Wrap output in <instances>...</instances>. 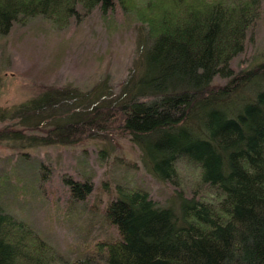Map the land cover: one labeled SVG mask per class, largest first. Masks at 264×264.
<instances>
[{
    "label": "trees",
    "instance_id": "obj_1",
    "mask_svg": "<svg viewBox=\"0 0 264 264\" xmlns=\"http://www.w3.org/2000/svg\"><path fill=\"white\" fill-rule=\"evenodd\" d=\"M116 7L136 31L139 76L117 95L101 80L88 90L48 86L0 108V120L20 119L0 141L70 145L121 128L177 206L121 191L103 211L116 235L61 252L0 202V264H264V59L231 66L264 0H0V37L31 18L63 29ZM63 182L74 200L92 191L85 179Z\"/></svg>",
    "mask_w": 264,
    "mask_h": 264
},
{
    "label": "rangeland",
    "instance_id": "obj_2",
    "mask_svg": "<svg viewBox=\"0 0 264 264\" xmlns=\"http://www.w3.org/2000/svg\"><path fill=\"white\" fill-rule=\"evenodd\" d=\"M125 15L116 7L63 29L52 27L42 17L15 24L0 37V108L9 110L48 86L88 90L105 80L107 93L120 94L130 76L138 74L135 64L140 57L136 31ZM56 46L59 50L52 52ZM263 59L264 16L254 38L232 58L231 66L235 71L245 70ZM225 81L219 76L213 80ZM16 122L20 124V119L0 120V129L16 128L12 124ZM97 132L74 144L39 148H16L0 141L4 210L30 221L36 234L57 251L68 252L78 243L90 245L115 236L103 211L121 191L142 188L159 203L177 206L172 186L150 173L137 145L121 128ZM185 168L189 171L191 165ZM64 177L90 181L91 193L81 201L72 199Z\"/></svg>",
    "mask_w": 264,
    "mask_h": 264
},
{
    "label": "bare ground",
    "instance_id": "obj_3",
    "mask_svg": "<svg viewBox=\"0 0 264 264\" xmlns=\"http://www.w3.org/2000/svg\"><path fill=\"white\" fill-rule=\"evenodd\" d=\"M145 48H146V47H145ZM137 65H138V64H137ZM138 66H139V65H138ZM140 66H141V65H140ZM135 68H136V64H135ZM138 68H139V67H138ZM136 70H137V69H135V72H137ZM138 70H139V69H138ZM140 70H141V69H140ZM132 74H134V73H132ZM138 74H139V73H138ZM129 75H130V74H129ZM129 75H128V76H129ZM137 76H139V75H136V78H137ZM134 77H135V76H134ZM134 77H133V78H134ZM133 78H132V79H133ZM130 79H131V76H130ZM130 79H129V80H130ZM132 79H131V81L134 80V79H133V80H132ZM129 80H128V81H129ZM126 82H127V81H126ZM176 155H177V154H176ZM176 157H177V156H176ZM172 158H173V157H172ZM181 158H183V157H181ZM185 159H186V158H185ZM181 160H184V159H181ZM187 160H188V159H187ZM187 160H186V161H187ZM171 162H172V161H171ZM176 162H177V160H176ZM188 163H189V162H188ZM176 164H177V163H176ZM172 165H173V164H172ZM178 165H179V164H178ZM180 166H181V165H180ZM173 167H174V166H173ZM177 169H178V167H177ZM179 170H180V168H179ZM176 171H177V170H176ZM159 180H160V179H159ZM89 182H90V181H89ZM92 188H93V187H92ZM141 189H142V188H141ZM144 190H145V189H144ZM80 201H81V200H80ZM157 205H158V204H157ZM161 205H162V204H161ZM167 205H168V204H167ZM167 205H166V206H167ZM169 207H170V206H169ZM105 220H106V219H105ZM111 225H112V224H111ZM112 226H114V225H112ZM116 233H117V232H116ZM112 237H113V236H112ZM108 240H110V239H108Z\"/></svg>",
    "mask_w": 264,
    "mask_h": 264
}]
</instances>
